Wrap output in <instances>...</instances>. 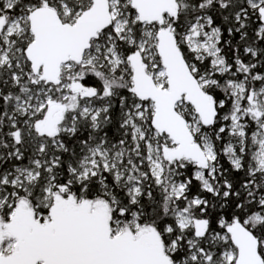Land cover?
Returning a JSON list of instances; mask_svg holds the SVG:
<instances>
[{
	"label": "snow or ice",
	"instance_id": "6c2138e0",
	"mask_svg": "<svg viewBox=\"0 0 264 264\" xmlns=\"http://www.w3.org/2000/svg\"><path fill=\"white\" fill-rule=\"evenodd\" d=\"M0 264H264V0H0Z\"/></svg>",
	"mask_w": 264,
	"mask_h": 264
}]
</instances>
